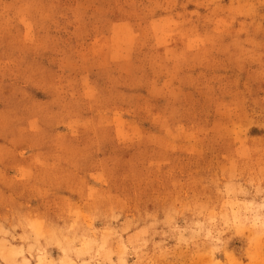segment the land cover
Listing matches in <instances>:
<instances>
[{"label": "rangeland", "instance_id": "rangeland-1", "mask_svg": "<svg viewBox=\"0 0 264 264\" xmlns=\"http://www.w3.org/2000/svg\"><path fill=\"white\" fill-rule=\"evenodd\" d=\"M0 264H264V0H0Z\"/></svg>", "mask_w": 264, "mask_h": 264}]
</instances>
